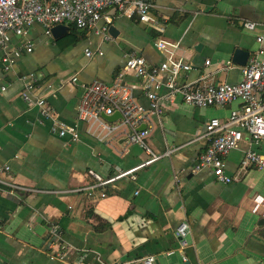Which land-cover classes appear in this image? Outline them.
Masks as SVG:
<instances>
[{
	"label": "crops",
	"instance_id": "crops-1",
	"mask_svg": "<svg viewBox=\"0 0 264 264\" xmlns=\"http://www.w3.org/2000/svg\"><path fill=\"white\" fill-rule=\"evenodd\" d=\"M106 14L118 30L108 40L94 29L76 28L79 40L61 48L37 23L24 36L11 35L8 51L26 43L32 50L23 51L9 70L0 63V88L6 87L0 91V166L10 167L0 177L19 186L0 189V264H143L149 255L157 264H264V173L240 165L249 148L264 156V138L256 146L245 136L225 156L228 183L216 180L209 168L193 170L206 145L199 139L205 123L224 120L239 101L196 107L176 95L153 118L147 138L152 152L162 156L135 171L136 180L124 176L104 188H88L95 183L89 169L108 177L150 156L121 129L104 140L95 123L89 134L76 120L81 84L112 82L129 50L159 64L165 55L155 42L161 38L178 40L177 56L190 64L178 81H239L243 66L232 62L235 49L249 52L247 63L253 57L264 61V0H155L149 23L114 9ZM246 21L254 28H246ZM68 26L59 39L72 32ZM97 47L103 55L85 56L84 49ZM73 76L77 82L70 88ZM124 78L148 106L138 79L129 73ZM27 83L33 86L32 104L21 97ZM40 97L50 118L34 103ZM59 121L78 126L79 139L53 131ZM54 189L62 192H47ZM183 222L189 232L187 246L180 248L175 232ZM52 224L61 231L59 244L48 241ZM58 251L62 260L52 257Z\"/></svg>",
	"mask_w": 264,
	"mask_h": 264
},
{
	"label": "built area",
	"instance_id": "built-area-1",
	"mask_svg": "<svg viewBox=\"0 0 264 264\" xmlns=\"http://www.w3.org/2000/svg\"><path fill=\"white\" fill-rule=\"evenodd\" d=\"M154 4L155 0H0V50L4 51L0 56V63L4 70H9L23 51L32 50V44L26 43L8 51L11 35L24 36L36 23L43 27L48 37H52L53 26L73 24L80 30L94 29L103 40H108L111 37L108 29L112 24V18L106 14L107 10L114 9L119 15L149 23L154 21L152 15ZM243 25L249 29L255 26L250 21L244 22ZM261 40L262 37H258V41ZM155 45L165 55L159 64H152L138 51L129 50L122 53V69L112 82L93 79L81 84L82 94L76 106V120L85 123L86 132L89 133L90 126L95 123L100 131L104 132L102 139L105 140L109 134L121 129L129 143L140 146L150 156L144 162L108 178H102L93 170H88L95 179V183L88 187L90 189L104 188L124 176L136 180L135 171L162 156L152 152L147 138L154 127L153 118L163 115L165 108L173 103L176 95H179L184 103L196 107L223 106L236 100L240 102L239 107L231 110L224 120L211 118L205 123L199 139H204L206 145L194 164L195 172L209 168L216 180L228 183L232 177L225 173V156L237 148L245 136L250 144L256 146L264 138V61L256 57L251 58L242 67L241 79L235 83H206L203 79L180 82L179 72L190 69V64L177 56L179 41L161 38ZM84 54L87 57L95 54L101 56L103 51L99 47L94 50L86 48ZM205 63L208 64L209 61L206 60ZM127 73L138 79V87L147 99L148 106L139 101L133 85L125 81L124 76ZM76 82L77 77L73 76L67 84L72 88ZM5 88L2 86L0 91ZM32 88L33 86L27 83L21 92L22 99L29 104L33 103ZM34 103L40 108L43 118L51 117L52 111L44 98H36ZM114 113H119L120 117L113 121L104 118ZM51 128L57 131L60 137L69 136L73 141L79 138L76 125L59 121L54 122ZM169 153L170 151H166L164 155ZM240 165L242 168L252 166L264 173V156L257 149L249 148L244 153ZM9 169L8 165L0 166V172ZM12 188L19 186L0 177V189ZM33 191L44 190L36 188ZM47 192L61 193L62 190ZM188 232L186 222L177 227L175 234L180 248L187 246ZM48 236L51 244L61 243V231L57 225L50 226ZM52 257L62 260L64 254L58 251ZM182 258L185 260L184 255ZM143 264H157V260L153 255H149L143 259Z\"/></svg>",
	"mask_w": 264,
	"mask_h": 264
},
{
	"label": "water",
	"instance_id": "water-1",
	"mask_svg": "<svg viewBox=\"0 0 264 264\" xmlns=\"http://www.w3.org/2000/svg\"><path fill=\"white\" fill-rule=\"evenodd\" d=\"M68 30H69L68 25L57 24L51 28V34H52V37L54 39H57V38L61 37L62 35H64L65 33H67ZM108 33L111 36L116 37L118 34V30L116 29V27L114 25H110L109 29H108ZM248 58H249V52L242 50L240 48H237L233 52L232 62L237 64V65H240V66H245L247 64ZM118 117H120L119 113H114L111 116H104V118L109 120V121H113V120L117 119ZM143 127H144V125L141 126V128H143ZM185 264H189V262H185Z\"/></svg>",
	"mask_w": 264,
	"mask_h": 264
},
{
	"label": "trees",
	"instance_id": "trees-1",
	"mask_svg": "<svg viewBox=\"0 0 264 264\" xmlns=\"http://www.w3.org/2000/svg\"><path fill=\"white\" fill-rule=\"evenodd\" d=\"M70 26H71V30H72V32H70V33H68L67 35H65L64 37H62V38H58V39H56V42L58 43V45L61 47V48H63V47H67V46H70V45H74L78 40H79V38H78V36L75 34V29H76V27L73 25V24H70ZM102 81V80H101ZM105 82V81H104ZM108 83V82H107ZM79 123H82V124H84V126H85V123H83V122H79ZM77 130H78V134L80 133L79 132V128H78V126H77ZM86 131V130H85ZM56 133H57V131H56ZM58 134V133H57ZM80 136V135H79ZM65 137H68L70 140H71V138L69 137V136H65ZM79 139V138H78ZM71 141H73V140H71ZM89 170H92V169H89ZM94 171V170H93ZM95 172V171H94ZM97 173V172H96ZM98 174V173H97ZM117 174V173H116ZM100 175V174H99ZM101 176V175H100ZM112 176H114V175H112ZM102 177V176H101ZM108 177H111V176H108ZM108 177H102V178H108ZM40 189H42V188H40ZM54 190H57V189H54ZM121 219V218H120Z\"/></svg>",
	"mask_w": 264,
	"mask_h": 264
}]
</instances>
